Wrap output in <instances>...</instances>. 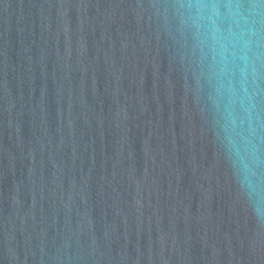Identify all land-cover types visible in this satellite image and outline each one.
<instances>
[{"label":"water","instance_id":"95a60500","mask_svg":"<svg viewBox=\"0 0 264 264\" xmlns=\"http://www.w3.org/2000/svg\"><path fill=\"white\" fill-rule=\"evenodd\" d=\"M0 264H264V0H0Z\"/></svg>","mask_w":264,"mask_h":264}]
</instances>
